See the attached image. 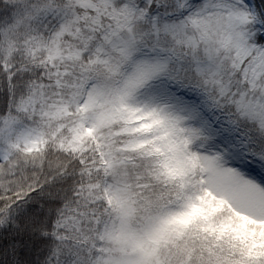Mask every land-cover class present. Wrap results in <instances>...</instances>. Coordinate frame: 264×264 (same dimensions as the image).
<instances>
[{
	"label": "snow or ice",
	"instance_id": "snow-or-ice-1",
	"mask_svg": "<svg viewBox=\"0 0 264 264\" xmlns=\"http://www.w3.org/2000/svg\"><path fill=\"white\" fill-rule=\"evenodd\" d=\"M0 264H264V0H0Z\"/></svg>",
	"mask_w": 264,
	"mask_h": 264
}]
</instances>
